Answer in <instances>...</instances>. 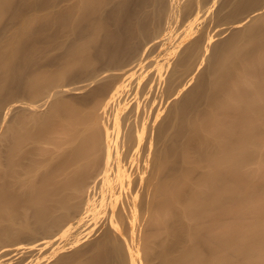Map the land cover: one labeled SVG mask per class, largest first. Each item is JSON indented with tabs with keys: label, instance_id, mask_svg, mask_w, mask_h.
I'll list each match as a JSON object with an SVG mask.
<instances>
[{
	"label": "bare ground",
	"instance_id": "6f19581e",
	"mask_svg": "<svg viewBox=\"0 0 264 264\" xmlns=\"http://www.w3.org/2000/svg\"><path fill=\"white\" fill-rule=\"evenodd\" d=\"M0 264H264V0H0Z\"/></svg>",
	"mask_w": 264,
	"mask_h": 264
}]
</instances>
